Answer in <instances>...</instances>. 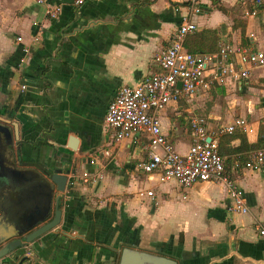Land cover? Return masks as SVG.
Wrapping results in <instances>:
<instances>
[{
	"label": "crops",
	"instance_id": "0c3cea01",
	"mask_svg": "<svg viewBox=\"0 0 264 264\" xmlns=\"http://www.w3.org/2000/svg\"><path fill=\"white\" fill-rule=\"evenodd\" d=\"M185 1L192 0H85L79 7L73 0H46L47 6L59 7L52 18L33 0H0V115L19 135L18 169L25 179L32 174L45 179L50 168L68 176L73 166L78 173L104 174L96 183L79 182L66 190L61 223L34 244L33 264H116L125 246L178 264H264V236L258 232L264 226V163L251 170L237 154L221 156L248 209L231 212L224 184L205 181L182 189L175 180L161 182L157 172L141 168L143 136L115 140L104 126L117 88L137 86L154 71L153 55L167 48L183 15L196 24L193 32L214 30L219 45L264 50V0H194L198 11L187 9ZM225 85L241 94L243 115L220 122L211 113L209 130L246 117L255 132L233 133L255 143L264 119V66ZM204 93L171 102L158 114L162 132L181 153L191 143L190 115L180 124L183 102L191 104ZM70 137L77 138L73 152ZM238 144L234 138L229 145ZM8 201H2L0 231L28 211Z\"/></svg>",
	"mask_w": 264,
	"mask_h": 264
},
{
	"label": "built area",
	"instance_id": "2783aa9c",
	"mask_svg": "<svg viewBox=\"0 0 264 264\" xmlns=\"http://www.w3.org/2000/svg\"><path fill=\"white\" fill-rule=\"evenodd\" d=\"M33 1L44 6L50 17L57 16L59 7L47 6L46 0ZM84 2L85 0H73L77 7ZM255 2L260 3V0ZM186 8L198 11L194 0ZM195 30L196 24L187 20V15H183L167 48L153 55L154 71L145 76L137 86L121 85L117 88L107 104L104 126L112 132L115 140L135 135L146 139L145 160L141 164L144 172H157L161 182L175 180L182 189L205 181L220 182L224 184L231 199L229 210L246 213L248 209L242 191L226 173L223 159L217 152V137L236 129L248 134L254 133L252 123L246 117H237L210 131L206 117L191 116L188 120L191 143L187 151L181 153L162 132L158 114L171 102L207 92L213 85L244 80L249 76L251 68L264 66V50L221 43L214 53H191L184 47V41L187 34ZM110 153V149L103 151L105 156ZM263 163L264 147H260L250 152L245 167L257 170ZM68 177L69 184L73 186L79 182L96 183L103 179L104 174L102 171L78 173L71 169ZM146 194L152 196L153 191H147ZM258 232L264 236V226H259Z\"/></svg>",
	"mask_w": 264,
	"mask_h": 264
},
{
	"label": "water",
	"instance_id": "95a60500",
	"mask_svg": "<svg viewBox=\"0 0 264 264\" xmlns=\"http://www.w3.org/2000/svg\"><path fill=\"white\" fill-rule=\"evenodd\" d=\"M178 86L180 87V83ZM19 141L14 123L0 115V169L8 170L0 173V190L14 188L17 192L28 181V178L24 177V171L18 169L16 165L21 162L23 153ZM83 146L84 144L81 148ZM68 148L72 152L77 150V138L70 137ZM45 173L46 178L43 180L48 188L46 202L42 206L35 205L30 208L18 222L12 225L4 224L3 231H0V264H33L29 254L35 250L34 244L51 234L61 223L62 198L68 187L69 177L62 173L61 168L46 169ZM57 235L58 233L55 234ZM116 264L178 263L174 258L163 254L125 246L118 252Z\"/></svg>",
	"mask_w": 264,
	"mask_h": 264
},
{
	"label": "trees",
	"instance_id": "16d2710c",
	"mask_svg": "<svg viewBox=\"0 0 264 264\" xmlns=\"http://www.w3.org/2000/svg\"><path fill=\"white\" fill-rule=\"evenodd\" d=\"M189 1H185L182 5H188ZM219 38L216 36L214 30H201L188 34L184 41V47L191 53H204L210 54L216 52L219 47ZM234 138L239 139L237 146H230L231 140ZM44 139L41 143H44ZM264 147V119L259 123L258 126V137L255 143H249L245 136L238 133H224L219 136L217 144V152L220 156H230L237 154V160L245 165L247 161V154L254 148ZM72 170L76 171L75 166ZM77 172V171H76ZM73 188L70 185L68 191Z\"/></svg>",
	"mask_w": 264,
	"mask_h": 264
},
{
	"label": "rangeland",
	"instance_id": "374dc122",
	"mask_svg": "<svg viewBox=\"0 0 264 264\" xmlns=\"http://www.w3.org/2000/svg\"><path fill=\"white\" fill-rule=\"evenodd\" d=\"M223 86L226 85L222 84L218 88H212L202 96L198 95L191 104H185L181 101L184 105V112H182L183 116H181L180 124L182 126L186 125V120L183 119L184 115L206 117L212 113L220 117V122H227L235 115H243L242 108L245 107V102L242 100L241 94H236L231 90L227 91L228 88ZM247 116L251 118V114ZM210 121L214 122V120ZM69 188L70 184L66 190Z\"/></svg>",
	"mask_w": 264,
	"mask_h": 264
},
{
	"label": "flooded vegetation",
	"instance_id": "af4514ba",
	"mask_svg": "<svg viewBox=\"0 0 264 264\" xmlns=\"http://www.w3.org/2000/svg\"><path fill=\"white\" fill-rule=\"evenodd\" d=\"M39 170L43 175L44 170L41 168H39ZM3 172H8V170L4 168L0 169V173ZM47 195L48 188L44 180L39 176H34L33 174L28 175V181L25 185L21 186L19 191L16 192L14 188H7L5 191L0 190V212L2 210L3 200L14 201L15 203L17 202L20 208L29 210L35 205L42 206V204L46 202Z\"/></svg>",
	"mask_w": 264,
	"mask_h": 264
}]
</instances>
